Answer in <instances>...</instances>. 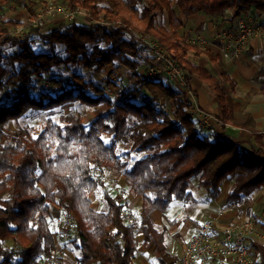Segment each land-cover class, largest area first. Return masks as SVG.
Masks as SVG:
<instances>
[{"label":"trees","instance_id":"16d2710c","mask_svg":"<svg viewBox=\"0 0 264 264\" xmlns=\"http://www.w3.org/2000/svg\"><path fill=\"white\" fill-rule=\"evenodd\" d=\"M49 1L0 0V17L18 3L32 20ZM52 1L81 9L90 22L29 26L20 36L12 33L22 25L16 18L0 23V264L53 260L61 245L52 230L53 207L73 221L67 243L76 264H132L140 245L153 247L157 264H177L179 257L168 249L167 229L156 226L154 214L172 224L165 215L172 201L195 202L191 180L209 199L218 198L228 181L222 209L249 208L264 189V146L256 152L242 149L225 132L203 126L192 112L190 81L196 77L218 99L222 121L231 122L233 111L222 85L233 89L234 83L193 61L202 53L213 56L178 35L181 23L171 0ZM173 4L186 19L200 13L222 19L228 10L233 17L248 11L264 14V0ZM140 36L158 42L184 73L183 91L167 79L141 76L146 46ZM108 68L109 75L118 72L135 80L140 95L132 99L131 90L121 85L124 100L108 97L96 78ZM259 75L264 77V68ZM69 103L58 122L47 119L38 128L10 131L11 122L29 112H50ZM79 105L90 109L88 123ZM104 171L121 172L125 194L141 198L136 219L128 203L111 194ZM95 193L104 199L105 212L92 208ZM251 248L255 263L264 264V242L252 241Z\"/></svg>","mask_w":264,"mask_h":264},{"label":"crops","instance_id":"0c3cea01","mask_svg":"<svg viewBox=\"0 0 264 264\" xmlns=\"http://www.w3.org/2000/svg\"><path fill=\"white\" fill-rule=\"evenodd\" d=\"M172 9L181 23L177 30L178 35L201 51H209L213 56V60H211L207 54L202 53L198 57L192 56L193 61L209 69L215 77L225 74L234 83L233 89L228 85H222L233 111L232 121L224 123L221 119L218 99L210 88L196 77L190 81L191 95L195 100L194 106L197 107L196 114L200 118L201 124L212 128L218 134L225 132L232 142L241 144L242 149L250 152L258 151L261 146H264V77L259 75L260 70L264 68V14L248 11L239 17H233L232 12L228 10L222 19L201 13L186 19L180 14L176 6H172ZM239 20H244L247 26L256 31V33L251 37L245 51L239 58L225 60L222 57L223 46L214 38V34L217 30H225L234 26ZM202 40H207V44H203ZM148 58L146 61L149 63L150 58L149 60ZM143 68L144 64L140 71L144 70L146 66ZM129 82H133L130 86L136 85L135 80L131 81L129 79ZM151 90L157 93L156 88ZM157 94L159 97L160 95L163 97L160 98V102H166L165 96L160 94L159 91ZM260 156L264 159V152L260 153ZM124 182L125 179L121 175L120 187H124ZM229 185L230 182L226 181L221 188L219 197L209 199L205 189L198 187L195 180L189 181V189L195 202L183 203L174 200L165 214L167 219L173 222L168 224L165 220L166 224L173 228L174 231L172 233L177 232L176 236L179 237L180 241V243L172 245L171 250L168 245L169 251L180 258L191 236L197 231L201 223L209 219H213L218 224L217 234H221V229L225 225L238 223L243 220L253 221L260 232L262 230L259 228L264 229V214L259 211L260 208L264 210V189L254 196L255 201L253 199L249 208L232 207L222 209L221 205ZM108 189L110 190L109 187ZM120 193L124 197L120 198L119 194L116 198L119 201L127 202L128 206L130 201L138 199V197L125 194L124 190ZM99 195L101 196V194ZM92 208L97 210L93 205ZM106 210L107 206L103 211L105 212ZM156 215L161 214L156 213L154 217ZM51 216L54 222L64 217L61 210L57 207L51 209ZM166 229L167 235H169L171 232L169 227L167 226ZM66 240L67 238L63 235H56L57 245L58 242L61 244V242H66ZM137 241L142 243L143 236H138ZM252 241L264 242V238ZM60 246L55 251L53 260L43 261L39 264H76L75 252L70 248H61ZM150 256L155 260L153 247L151 246L147 249L140 245L132 264H150L148 260ZM213 264L227 263L215 262Z\"/></svg>","mask_w":264,"mask_h":264},{"label":"built area","instance_id":"2783aa9c","mask_svg":"<svg viewBox=\"0 0 264 264\" xmlns=\"http://www.w3.org/2000/svg\"><path fill=\"white\" fill-rule=\"evenodd\" d=\"M64 8L51 0L47 2L45 9L36 15L32 24L36 25L43 19L44 15H52L56 12L71 21L82 13L79 8L76 10ZM255 33L256 31L248 27L244 20H239L228 29L217 30L214 38L223 46L222 57L225 60H231L240 57ZM140 37V41L146 46V52L150 58V64L141 71V76L150 80L167 79L174 86L184 85V73L160 47L158 42ZM202 43L207 44V40H202ZM99 86L108 97L116 102L126 98L120 87V82L115 78H112L109 83L100 82ZM192 112L196 114V106H193ZM61 225L66 230L74 227L73 221L66 217L62 218ZM217 227L218 224L214 220L209 219L201 223L187 242L178 264H213L215 262L256 264L251 242L262 239L263 236L253 221L243 220L225 225L221 229V234H217Z\"/></svg>","mask_w":264,"mask_h":264},{"label":"rangeland","instance_id":"374dc122","mask_svg":"<svg viewBox=\"0 0 264 264\" xmlns=\"http://www.w3.org/2000/svg\"><path fill=\"white\" fill-rule=\"evenodd\" d=\"M58 4L62 5V8L65 7L67 9H69L66 3L58 2ZM15 5L10 7L8 9V11L6 12V14H4L3 16L0 17V23L3 19H11V18H16L19 22H22V25H20L16 29L12 30V33L14 36H20L21 33L29 30V26H30V28L36 27V26H41L43 29H48V28L55 27L59 23L71 21L70 19L65 18L60 13L56 12L52 15H44L43 19L38 24L33 25L32 21L34 19H32V20L29 19L27 11L25 10V8H23L22 5H20L18 3H16ZM172 6H175L173 4V0H172ZM45 7H46V5H42L41 7H39L40 9L37 13L42 12L45 9ZM75 20L84 21L86 23L90 22V20H88L87 14H85V12H83L81 15L77 16V18ZM148 56H149V54L146 52L145 57H144L145 58L144 68H145V66H148L150 64V61H149V63L146 61ZM148 60H149V58H148ZM109 70H111V69L108 68L105 73L97 76L96 78L100 82H106V83H108L112 78H115L116 80H118L120 82V86L122 85L125 89L127 88L126 89L127 91L131 90V93H132L131 98L132 99L135 98L134 94L140 95L136 90V88H137L136 85L130 86L133 82H129L128 79L122 78V73L117 72L116 75H109ZM141 71H140V74H141ZM130 80L134 81L132 78ZM174 87L183 91L186 87V84H184L182 86H174ZM145 90H148V89H145ZM149 90L151 91V89H149ZM161 97L162 96L160 95V98ZM1 98H2V96L0 93V99ZM192 98H193V96H192ZM193 100H194V98H193ZM161 103H164V102H161ZM71 106H72V104L69 103V104H67V105H65L59 109H55L54 111H50V112H45V111L29 112L25 117L19 119L18 121L11 122V124L9 126L10 131L16 130L17 127H22L24 125H30V126H33L35 128H38L41 125V123L46 121L47 119H51L55 122H58L61 119V117L65 113L68 112V110ZM79 108H80L81 112L83 113V117H84L85 122L88 123L93 118L90 109L85 105H79ZM121 175H122V173H117V172L104 171L102 173V177L106 180L107 185L110 188L111 194L115 195V197L120 194L119 195L120 198H122V196L124 197V195H121V193H120L121 191L123 192V190H124V187H120V185H119ZM254 201H255V197H254ZM91 202H92V205L94 206V208H96L98 211H103L106 207L105 202L103 201V199L101 198V196L99 194L92 195L91 196ZM129 203L130 204L127 207V209L133 214V218L136 219V217L140 211L142 200H141V198H138L136 200L130 201ZM259 211L260 212L262 211V213L264 214L263 209L260 208ZM210 217H214V216H210ZM154 219H155L156 226L158 228H161L162 226H166V227L168 226L169 227V230L171 232L169 233V235H167V242H168L170 250L172 249V245H174L176 243H180V241L178 239L179 237L176 236L177 232L172 233L174 231L173 228L166 224L163 216L156 215V217H154ZM61 220L62 219H60V220L58 219V220H55V222L54 221L52 222V230L54 231V233L56 235H63L65 238H67V240H69L68 233L72 229H69V230L64 229L61 225ZM210 220H213V219H210ZM259 229L262 230L261 233H262V236L264 238V229L263 228H259ZM67 240H66V242H61V247H66V248L71 249V245L69 242L67 243ZM63 243H65V245H62ZM148 260H149L150 264H156V262L152 258V256H150L148 258Z\"/></svg>","mask_w":264,"mask_h":264}]
</instances>
